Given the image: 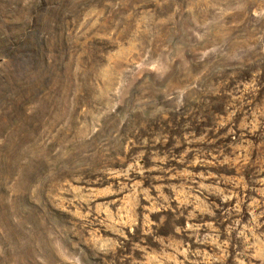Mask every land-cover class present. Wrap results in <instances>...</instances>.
Segmentation results:
<instances>
[{
	"label": "rangeland",
	"instance_id": "374dc122",
	"mask_svg": "<svg viewBox=\"0 0 264 264\" xmlns=\"http://www.w3.org/2000/svg\"><path fill=\"white\" fill-rule=\"evenodd\" d=\"M0 264H264V0H0Z\"/></svg>",
	"mask_w": 264,
	"mask_h": 264
}]
</instances>
